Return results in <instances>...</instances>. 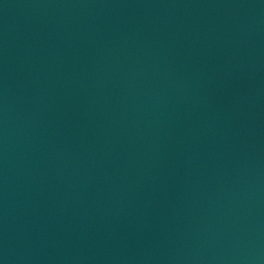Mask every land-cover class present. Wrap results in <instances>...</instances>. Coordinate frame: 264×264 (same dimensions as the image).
<instances>
[{"label":"water","instance_id":"obj_1","mask_svg":"<svg viewBox=\"0 0 264 264\" xmlns=\"http://www.w3.org/2000/svg\"><path fill=\"white\" fill-rule=\"evenodd\" d=\"M0 264H264V0H0Z\"/></svg>","mask_w":264,"mask_h":264}]
</instances>
